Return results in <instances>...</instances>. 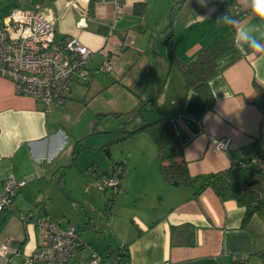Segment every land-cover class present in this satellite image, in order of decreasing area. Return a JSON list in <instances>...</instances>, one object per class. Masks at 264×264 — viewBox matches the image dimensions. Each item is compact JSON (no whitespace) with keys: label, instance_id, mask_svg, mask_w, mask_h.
<instances>
[{"label":"crops","instance_id":"1","mask_svg":"<svg viewBox=\"0 0 264 264\" xmlns=\"http://www.w3.org/2000/svg\"><path fill=\"white\" fill-rule=\"evenodd\" d=\"M35 2H40L44 12L56 18V40L75 37L94 54L87 61L88 78L78 80L73 77L63 103L52 105L53 111L48 113L44 112L39 99L17 94L10 79L0 78V197L4 194L2 181L8 173L25 181L14 195L12 208L0 211V219L5 217L0 227V245L8 239L18 245L24 241L20 247L22 254L12 257L11 263L23 264L24 257L38 249V230L32 222L25 224L19 218L20 213L48 214L64 228L72 224L80 232L82 230L71 222L75 221L73 214L64 210L65 206L73 209L71 204L59 202L58 197L71 200L70 191L65 190L71 183H65L62 171L73 165L76 150L85 145L80 139L86 133L68 130L58 122L57 113H63L73 105L82 106L84 110V105L94 98L92 94L108 92L115 85L142 90L133 72L143 63L147 65L148 80L152 78L157 86L154 92L158 99V91H161L158 83L162 77L168 79L175 68L169 63L166 42V35L172 33L173 54L185 63L205 45H212L221 37L230 44V51L218 63L220 73L209 82L212 105L208 106L197 92L186 91L177 71L183 97L178 107L165 114L174 121L188 170L196 181L192 186L178 188L162 183L165 190L161 183H153L149 189L136 194L147 198L146 201L141 199L140 205L131 204L122 199V195H117L109 212L111 219H106L112 236L106 232L104 239L91 237V242L82 238L86 245L77 253V259L86 264L92 251L103 253L106 247L114 249L128 243V264H164L166 261L172 264H264V255H261L264 254V218L255 213L243 225L245 208L233 199L221 200L210 186L196 197L192 196L210 173L264 155V53L240 52L234 40V29L215 23L213 14L222 0H121L118 9L111 2L92 1L91 11L90 4L84 11L71 0H31L32 4ZM174 6L177 8L170 16ZM230 15L243 23L255 22L250 9L238 0H234ZM127 37L131 39L130 44H125ZM105 52L113 64V71L107 76L99 70ZM80 85L86 86L84 93L91 91L89 98L81 92ZM95 124L92 121L91 125ZM210 136L229 137L228 149L213 151ZM100 140L103 141V137ZM98 159H93L91 165L99 167ZM107 173L102 171L96 177L98 180L113 177ZM45 183L54 188L56 198H43ZM121 188L120 185L118 191ZM124 189L128 192L130 188L124 184ZM136 190L139 192L138 186ZM33 197L37 202L34 209L29 204ZM76 197L81 199L80 206L85 213L95 210L90 193ZM124 213L131 219L134 232L131 236L121 237L116 229ZM78 215L80 224L85 217ZM172 225L194 227L195 244L171 246ZM0 264H7L2 256ZM33 264L44 263L35 261ZM103 264L115 262L110 259Z\"/></svg>","mask_w":264,"mask_h":264},{"label":"rangeland","instance_id":"2","mask_svg":"<svg viewBox=\"0 0 264 264\" xmlns=\"http://www.w3.org/2000/svg\"><path fill=\"white\" fill-rule=\"evenodd\" d=\"M31 4V0H0V15L7 13L14 6L25 8L30 7ZM43 10H45L44 6ZM156 36L160 37V34L157 33ZM146 67L147 65L143 63L138 70L132 71L135 74L136 83L142 87V90L136 87L139 90L136 91L133 89L135 87L128 85H115L108 92L96 91L95 94H92L94 98H91V101L84 105V110H82V106L73 105L63 113L59 112L56 115L58 122L69 128L68 130H71V132L77 134L86 133L80 139V142L85 141V145L80 146L76 150L75 160L73 161L74 166L71 164L62 171L65 183H71V187L68 186V189H65L70 191L71 196L69 198L71 200L58 197V201L71 204L73 209L65 206L64 210L69 212V215L73 214L75 221L71 220V222L80 226L82 229L81 237L88 242H91V237L104 239L106 232L107 235L112 236L113 234L109 228V222L106 224L107 217L108 221L111 219L109 212L106 210V202L107 198L112 196L113 190H111L112 188L105 191L100 190L97 187V183L103 182L98 180L96 174H100L105 170L108 172L107 174H113L112 178L117 179V182L121 183L122 187L116 193V196L120 194L125 201L129 200L131 204L136 203L137 205L141 204V199L146 201L147 198L136 194H141L144 190L149 189L153 183L167 185V182H165L159 172V162L153 139L145 131L134 132V130L144 123L156 120L163 114H169L180 105L183 97L181 89L182 78L178 76L177 67L174 66L175 68L168 79L162 77V81L160 84L158 83V89L160 88L161 91H158L159 97L156 99L157 93L154 90L157 89V86L154 85L152 78L150 81L148 80V69ZM101 73L106 76L111 75V73ZM80 87L82 93L87 89L83 85H80ZM143 88L144 90L146 89V92ZM90 92L84 93L87 98H89ZM85 103L87 102L85 101ZM53 107L50 108L51 111H53ZM111 110L119 113L112 114ZM92 121L97 124L92 126ZM102 137L103 141L100 140ZM95 158H99L96 161L99 167L91 165ZM97 163L94 162V164ZM121 172L123 174L120 179L119 175ZM124 184L127 188H130L129 190L127 189L128 192L124 189ZM163 184L162 187L165 190ZM137 186L140 193L136 190ZM57 191L61 193L58 188ZM42 193L45 199H48L49 196L53 199L56 198V191L51 188L49 183L44 184ZM89 193L93 198L95 210L85 213V209L80 206L81 199L76 196L81 194L87 196ZM61 195L64 196L62 193ZM40 196L42 197L39 194ZM35 200V197L30 199V208L34 209L37 207ZM50 204L52 205V203ZM79 213L85 217V221L80 224L78 223ZM97 217L98 221H96ZM54 218L57 217L55 216ZM116 230L121 237L133 234L131 219L127 213H124L122 218H120L119 226ZM113 239L115 240V237Z\"/></svg>","mask_w":264,"mask_h":264},{"label":"built area","instance_id":"3","mask_svg":"<svg viewBox=\"0 0 264 264\" xmlns=\"http://www.w3.org/2000/svg\"><path fill=\"white\" fill-rule=\"evenodd\" d=\"M92 1L111 2L116 9L121 0H71L84 11ZM56 18L44 12L40 3L30 7H14L9 13L0 17V78L10 79L15 92L19 95H29L39 99L44 105V112H50L54 104H61L63 97L69 92L73 77L86 80L89 76L87 61L94 51L82 44L75 37L61 40L55 38ZM113 26L110 28L112 31ZM127 37L125 44H130ZM99 70L105 73L113 71V64L107 52L101 61ZM211 149L215 152L226 151L230 138L209 137ZM260 157L251 158L245 165L259 161ZM98 188L105 191L111 187L114 191L118 186L117 179L105 177ZM4 194L0 197V211L11 209L16 191L25 184L8 173L2 181ZM19 218L25 224L32 222L38 230V249L25 256L23 264H33L42 261L44 264H81L77 253L82 245L81 232L72 224L62 227L48 214L34 215L31 211L20 213ZM22 254L20 246L12 239L0 245V256L6 259ZM86 264H102L101 256L91 252ZM116 264H128L118 261ZM164 264H172L166 261Z\"/></svg>","mask_w":264,"mask_h":264},{"label":"trees","instance_id":"4","mask_svg":"<svg viewBox=\"0 0 264 264\" xmlns=\"http://www.w3.org/2000/svg\"><path fill=\"white\" fill-rule=\"evenodd\" d=\"M233 3L234 0H222L213 14L214 21L216 22V19L226 12L230 14ZM91 4L92 2L89 5L90 11ZM176 8L175 6L172 8L170 16ZM172 40V33H168L166 42L169 50L168 60L170 65L177 67L184 81L186 91L197 92L204 98L207 105L211 106L213 96L209 82L221 71L218 63L230 51L228 40L221 37L212 45H205L188 63L182 62L174 56ZM159 90L161 89L159 88ZM116 113L119 112H113L112 114ZM139 131L147 132L153 139L159 162V172L169 186L178 188L192 186L195 183L196 177L192 176L188 170L187 161L183 154V145L178 138L174 121L170 116L164 114L134 130V132ZM122 174L121 172L119 175L120 179ZM120 185L121 183H118L116 190L112 189V196L107 198L106 210L108 212H111L114 206L116 193ZM207 186H210L221 200L230 198L245 208V214L242 219L243 225H246L255 213L264 218V155L257 162H248L245 165L234 164L224 170L210 173L206 180L196 188L192 196L196 197ZM4 221L5 217L0 219V227ZM195 239V228L191 225H172L170 227L171 246L193 245L196 242ZM82 241L83 243L79 250L86 245L84 240ZM23 242L19 244L20 247H22ZM97 253L101 256L102 264L110 259L115 260V264L118 261H129L128 243L118 245L114 249L106 247L103 253Z\"/></svg>","mask_w":264,"mask_h":264},{"label":"clouds","instance_id":"5","mask_svg":"<svg viewBox=\"0 0 264 264\" xmlns=\"http://www.w3.org/2000/svg\"><path fill=\"white\" fill-rule=\"evenodd\" d=\"M247 6L254 23H243L228 12L216 19L218 25H225L234 29V40L238 50L244 54L264 53V0H238Z\"/></svg>","mask_w":264,"mask_h":264}]
</instances>
